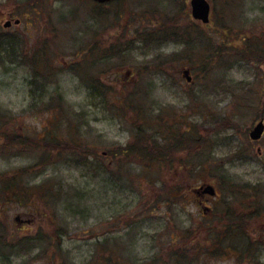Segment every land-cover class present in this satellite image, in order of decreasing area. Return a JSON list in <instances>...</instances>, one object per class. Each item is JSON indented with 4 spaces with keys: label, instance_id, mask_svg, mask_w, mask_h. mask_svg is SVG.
Listing matches in <instances>:
<instances>
[{
    "label": "rangeland",
    "instance_id": "374dc122",
    "mask_svg": "<svg viewBox=\"0 0 264 264\" xmlns=\"http://www.w3.org/2000/svg\"><path fill=\"white\" fill-rule=\"evenodd\" d=\"M42 1L47 4L36 6L38 8L34 10L33 0H0L1 29L22 35L27 57L33 58L39 49L43 61L52 58L51 70L42 73L43 76L52 71L58 73L52 77L58 84L51 82L48 87L52 94H46L42 89L40 96L34 85L36 80L24 64L0 61V114H4V121L7 120V126L0 127L3 134L0 138V187L8 185L0 189V220L4 226L0 232L5 235L6 244L12 238L26 234L42 237L33 241L31 247L26 245L19 252H13L11 264H103V259L112 256L115 259H110L109 264H249L239 255L248 248L243 244L247 239L237 236V240L223 242L226 245L234 243L231 245L234 254L226 252L222 248L225 245L211 244L208 239L210 230L220 237L226 234L231 219L228 222L221 219V213L227 210L226 199L233 200L231 196L223 193L221 205L217 198H196L193 193L187 203L181 199L169 206L171 201L165 200L164 189L177 185L186 188L190 182L195 188L201 185L199 180L228 187L222 178L226 176L241 183L258 182L264 190V146L262 155L258 156L259 143L252 142L249 137V130L264 115V108L255 115V110L249 108L253 102L244 108L238 100L240 85L252 82L241 83V80L252 79L257 68L262 76L264 64L258 67L250 60L254 71L250 65L242 64L248 58L237 62L205 57L208 55L206 45L216 47L230 39L244 44V38H264V0H213L216 20L212 28L217 29L212 35L206 30L208 35L197 32L179 41L154 39L162 43L158 46L144 43L146 35L167 17L177 23H166L164 30L167 34L175 25L182 29L188 27L193 19L190 0H182L183 11H175L165 0L160 12V7L149 6L151 0H121L101 9L86 0H36L37 5ZM17 16L22 19L20 25L3 27L5 20ZM95 39L105 45L118 39L117 47L124 46L125 54L115 57L109 68L111 79L119 81L118 85L123 82L120 89L131 90L134 84L139 92L142 103L134 114L127 109H123L120 115L111 114L99 107L103 94L95 91L92 95L74 73L77 61L84 57V51ZM232 45L236 46L227 49L235 59V52L241 49L236 43ZM42 50L47 53L43 54ZM184 60L188 66L181 67ZM204 60L208 63L206 71L200 65ZM103 67L107 66L100 68ZM145 67L141 75L139 71ZM184 68L192 70L191 73L198 77L195 84L185 86ZM158 69L163 72L158 73ZM43 76L37 82H42ZM181 76L183 79L178 80ZM140 81V85H135ZM111 87L115 88L114 85ZM54 89L62 95L61 120L70 122L64 126L56 114L59 112L56 100L49 105L54 109L49 117L42 116L40 108L36 109L37 104L45 107L50 103L53 94L57 96ZM112 95L111 99H115ZM43 97L44 101H37ZM161 111L165 124H171L173 128L171 133L164 132L154 122ZM223 118L225 121L221 123ZM185 121L196 125L189 131L196 154L188 158L187 165L182 161L187 159L185 152L178 154L180 158L171 168L156 164L146 168L145 159H136L128 166L123 164L125 155L113 156L109 152H118V148L125 147L138 126L143 127L145 134L167 137L166 142L158 138L159 143L172 142L179 131V126L175 127L174 123H180V131H183ZM74 122L79 124L78 128L69 127ZM57 126L62 128L57 137H52L54 142L70 143L68 147L82 143L91 154L64 151L59 144L38 149L39 146L15 142L19 130L27 137L31 134L38 137V133L47 131L49 137L44 139H48L49 131ZM201 128L214 132L204 134ZM240 150L247 152L244 155L246 162L238 161ZM233 158L236 163L231 164ZM195 164L198 166L192 171ZM120 165L125 166L122 174L117 172ZM58 188L61 190L59 194ZM7 194L10 195L6 197ZM55 196L60 200H54ZM204 205L214 206L215 215L206 218L209 208L203 209ZM256 205L260 210L264 209V191L260 199L249 198L236 211L255 209ZM261 212L260 221L256 220L257 216L250 218L248 226L252 228L251 235L264 243V235L262 240L260 238L264 210ZM17 219L21 222L31 219V222L22 226ZM229 234L231 238L237 233L233 234L232 230ZM247 235H250L249 231ZM8 247L11 246L5 245L2 252H9ZM187 247L193 253L178 260L175 251ZM256 247H249L248 252L264 264V244ZM209 250L215 251V256L206 259L204 252Z\"/></svg>",
    "mask_w": 264,
    "mask_h": 264
},
{
    "label": "trees",
    "instance_id": "16d2710c",
    "mask_svg": "<svg viewBox=\"0 0 264 264\" xmlns=\"http://www.w3.org/2000/svg\"><path fill=\"white\" fill-rule=\"evenodd\" d=\"M155 0H151V4L149 6H153L154 9L159 8L158 12L163 11L164 8L162 3L165 0H157L159 1V3H155L157 1ZM170 2V5L172 6V8L175 9V11L178 9L180 11H183L184 8V3L182 0H168ZM161 2V3H160ZM34 6V10L37 6V2L36 0H33V2H31ZM42 7L43 3L40 4ZM166 16H168L169 14L166 12L165 13ZM157 18V15H154ZM118 18V16H117ZM168 22H172L175 23L171 20V18H166L165 21L161 24H155V27L146 35V39H144V43H147L151 46V44L153 46H158L161 45L162 43H159L157 41H154V39H159L161 41H165V40H173V41H179L180 39L184 40V36L186 35H193L195 33H200L201 29L199 26H197L193 20L191 22H189V26L182 29L183 27H179L177 25L174 26V28L172 29L170 34L165 33L164 28L166 27V23ZM113 24V23H112ZM177 24V23H175ZM7 30H2L0 27V61L3 62L5 60H7L10 64H15V63H21L24 64L26 66V68L28 70H30L31 72V77L33 78V80H36V82L34 81V85L36 90L38 91V93H40L41 96V91L43 89L44 93H48V94H52V91H48V87L50 86L51 82H54L52 77L57 75L58 73H56L57 71H55V73L52 71L49 73V75H42V73H47L49 70H51V67H49V64H51V57L47 58L48 60L43 61V57L40 56L41 52L40 50H36L35 51V56L33 58L27 57L28 54L25 51H28L25 48V44L26 41L24 40V38L22 37V35L17 34V33H12V32H6ZM226 34V33H225ZM182 35V36H181ZM204 40V38H202ZM100 40V39H99ZM93 40V44H91L90 46H88L89 48H87L84 51V57L81 60H78L77 62H79L78 64H74L76 68V71L74 72L78 77L79 80L81 82V84L86 87L87 89H90L91 94L93 95V92L95 91H99V93L101 92L103 94V98L102 100L98 103L99 107H101L104 110H107L108 112H110L111 114H121L123 109H127L129 111V113L134 114L135 109H139V105L142 103L140 100V95L139 92L136 91V88H134V84L133 89L131 90H127L125 88L120 89L119 86H121L123 84L122 80L120 83V85H118L119 81L114 82L113 79H111V71L109 68V65H111V62H114L115 57H117L119 54H121L122 56L125 54L124 51H126L123 47H117V43L116 40H111L108 44H102V41L100 40ZM247 40V41H246ZM96 41V42H95ZM244 44H240L239 42H235L234 40L230 39L227 43L222 44L219 43L220 45L216 46V47H212L210 45H206V47H208L206 54L205 55L206 58L210 59V60H221L224 58V60L227 61H237L239 59H244V58H248L249 60L243 61V63L245 62H251L253 61L254 63H257V66L259 67V65L264 64V38L262 37H258V36H254L252 38H244L243 39ZM95 42V43H94ZM134 43V42H133ZM185 43V42H184ZM183 43V44H184ZM233 43H236L239 45L240 49L239 51L235 52V59L232 58V55L229 53L230 51L227 49V47H231V46H236V45H232ZM134 45V44H133ZM219 46H222L219 47ZM45 47V46H44ZM36 49V46H35ZM132 49H137L135 47H132ZM94 52H97L94 53ZM42 53L45 54L47 53V51H43ZM146 52L144 51L143 54H145ZM202 53V52H201ZM204 54V53H202ZM176 55V54H174ZM85 58V62L81 63L82 60ZM153 59V58H152ZM152 59L150 61H152ZM223 60V61H224ZM251 60V61H250ZM220 61V62H223ZM184 63L181 65V67L183 66H188V63H186V61H183ZM236 62V63H237ZM190 63V62H189ZM100 65V66H99ZM102 65H105L107 67H103L100 68ZM148 65H146V67L148 68ZM202 65L204 71H206L208 63L206 60L203 61ZM69 66H63V68H67ZM146 67L144 69H141L139 71V73L141 75L144 74V71L146 69ZM72 70V68H71ZM158 73H162V69H158L157 70ZM180 73V72H179ZM114 77L116 74H113ZM43 76V81L42 82H37V79L39 77ZM122 76V75H121ZM198 78V77H195ZM249 81L252 80V82H247L246 84L243 81ZM55 84H58L57 82H54ZM241 83H244V85H240V89H241V93H240V97L238 98L239 102L241 105H244V108L249 105V103L251 106L249 108H251V110H255L254 113L255 115L259 114V111L264 108V74L261 76L258 73V68L256 73H254V76L252 79L250 78H245L244 80H241ZM140 83L138 82V84L135 85H140ZM115 86V88H112L111 86ZM255 85V86H254ZM125 87V86H124ZM258 87H260V89H258ZM34 88V89H35ZM41 88V89H40ZM33 91V93L36 92ZM55 93H57V90H54ZM111 94L113 98L115 99H111ZM188 95V94H187ZM61 94L57 93L53 94V96L50 98V103H47L45 107L37 104L36 109L40 108L42 111V116H46L49 117V113L52 112L54 113L52 110L53 107L49 106L51 104V102H53V100H56V102H58V107L57 109L59 110L58 113H56L59 117L60 123H63L62 126L69 124L70 122H65L62 121L61 118V105L63 103L60 102V98H61ZM189 97L192 99V97L189 95ZM45 97L43 98H39V100L37 101H44ZM50 107V108H49ZM144 108L146 109L147 107L144 106ZM56 110V109H55ZM165 110H163L164 112ZM153 112V111H152ZM163 112L161 111L156 118H154V122H156V124H158V127L161 128L164 132L169 131L170 133L172 132V126L171 124H165V120L163 117ZM128 113V115H129ZM4 114H0V127H6L7 126V120L4 121L3 118ZM127 115V114H126ZM130 116V115H129ZM153 116V115H152ZM151 116V118H152ZM131 117V116H130ZM150 118V119H151ZM225 121V119L223 118V121H221V123H223ZM136 120L133 121V123H135ZM75 123V122H74ZM9 124V123H8ZM148 124H150L148 122ZM175 127H178V132L176 131V136L174 141H168L167 144H162L159 143L157 140L158 138L163 139L165 142L167 140L166 136H155V135H150V133H146L145 134V130L143 129L142 126H138L135 129V132L132 133V138L130 140L127 141V144L125 147H121L118 148V152H111L113 156H116L117 154H121V155H125V159L123 161V164L126 165H130L134 160H141V159H145L146 161V168H150L153 165H157L158 167H168L171 168V166L173 165V162H175L176 160H178L180 157L178 154L180 153H184V156H187L186 158H183L184 161L183 164L187 165L189 160L188 158L191 159V157L193 155L196 154V151L193 150L191 144L194 142L193 139L190 138V134L189 131H191L193 128L196 127V125H194L191 122L185 121L184 122V126L185 129L183 131H180V123L175 122L174 123ZM57 126V128H54V130H52L51 132V136L48 139H44L48 135V132L46 135H40V136H36L31 134L30 136H26L24 135V137L22 136V134H17V139L15 140L16 143H23L25 145H35V146H39L37 147L39 148H43L45 146H49L52 144H59L58 146H62L60 149H63L64 151H75L77 153H79V155H90L91 153L88 151V148H86V146H84L85 144L79 143V144H72V146L68 147V145H70V143H66V144H62L59 140L58 142H54L52 137H57V133L58 130H60V128H62ZM151 126V125H149ZM69 127H79L78 123L75 124H71V126ZM170 127V128H169ZM200 130V129H198ZM213 129L211 130H205L204 128H201V132L206 134V132H212ZM214 132V131H213ZM2 132H0V138H2L3 134H1ZM171 137V136H170ZM16 138V137H15ZM203 138V135H202ZM59 139V138H57ZM134 140V141H133ZM202 140V139H201ZM68 142V141H67ZM90 147V146H89ZM52 148V147H50ZM97 148V147H96ZM96 148H91L93 151H97ZM201 152L203 150V148L201 147L199 149ZM116 151V150H115ZM183 156V157H184ZM91 166V165H90ZM198 165L195 164V167L192 169V171L194 169H196ZM125 166H118L117 172H119L120 174H122L124 172ZM116 175V174H115ZM21 177V174L19 175ZM188 176V175H187ZM186 176V177H187ZM117 177L120 178V176L117 175ZM192 176L190 175V178ZM223 181L225 182V184L228 185L224 186V185H218L219 191H221V193L227 194L229 197L231 196V198H233L232 201L229 202V200L226 199L225 205L227 206V210H224L221 214V219H225L227 222L231 219V221L229 222V226L227 227L226 230V234H221L222 237L219 236V234L217 232H212V230H210V238L209 241L211 242V244L213 242V244H216L218 246H222L225 245L226 252H231L234 254V251L232 250V244L234 243H228V245H226L225 243L223 244V242L226 239H238L237 236L242 237V240L247 239V243H243L244 245L247 244L246 246L249 247H254L257 248L255 244H251L249 243L248 240V236H247V232L249 231L250 233V229L251 227L248 226L249 224V219L253 218V216H259L261 215L264 209L259 208V206H255L254 208V213L246 215L245 208H242L239 211H236V208L238 206H244L245 202L249 199V198H256L257 200L260 199L262 197L263 191L261 188H263V185H260L258 182L257 183H251L249 184L248 182L246 183H241V181H238L236 179L233 178H227L226 176H222ZM168 182H171L168 181ZM200 183H203L204 181L199 180ZM182 185H177L175 187H168L166 189L167 186H165L164 189V197L165 200H169L171 201L170 203H168L169 206H172L174 203L180 202L181 199H184V201L187 203L190 199L191 196L193 195V193L195 194V185H193L191 182L187 183V187H181ZM6 188L8 187V185L4 184L3 186L0 187V189L2 188ZM3 188V189H4ZM232 191L231 193L230 190ZM52 190V188H51ZM262 190V191H261ZM58 194L61 193L60 188H58ZM56 198L60 200V197L55 196L53 197L54 200H56ZM223 197H221L220 202L221 205L223 204ZM245 210V211H244ZM215 212H213L214 214ZM237 213V214H236ZM240 214V215H239ZM215 215V214H214ZM209 218V217H206ZM219 218V217H218ZM236 218H238V220L236 221ZM255 218V217H254ZM220 219V218H219ZM249 220V221H248ZM233 227V228H232ZM246 228H247V232H246ZM233 230V234L236 232L237 234L235 235V237H229L228 235L230 232H232ZM62 233H66V231H62ZM186 234V232H184ZM217 233V234H216ZM2 236L5 237L4 234L0 233V239L2 238ZM42 237L36 238V236H31V235H25V236H18L15 238L11 239L9 246L8 247L10 249L9 252H2L5 249V245L7 239H3L2 241H0V259H4L2 260V262L0 264H11L12 260L10 258V256H12L13 252H19V250H21L22 248H25V246L27 245L28 247H31L34 242L33 241H37V240H41ZM98 241V245H101L100 240ZM229 241V240H228ZM237 242V241H236ZM36 243V242H35ZM97 243V242H96ZM237 244H239L237 242ZM255 245V246H254ZM259 247V245H257ZM13 247V248H12ZM200 248L201 245H200ZM232 248V249H231ZM248 248L246 250H244L243 252H241L239 255H242V259L243 260H247L249 263L251 262V260L255 257L252 253L248 252ZM194 249V248H193ZM213 249V248H212ZM113 250V249H112ZM252 251V249L250 250ZM201 252V249H200ZM190 253H193L192 249H189L188 247L185 249H180L178 251H175V255H177L178 257H176L178 260L180 259H184L186 257L189 256ZM236 253V251H235ZM204 256L206 259H210L213 258L215 256V251H208V252H204ZM110 259H115L113 256L110 258L103 259V264H109L111 261ZM200 259V256H199ZM197 259V260H199ZM191 262V260H190ZM204 264V263H203ZM207 264V263H205Z\"/></svg>",
    "mask_w": 264,
    "mask_h": 264
},
{
    "label": "water",
    "instance_id": "95a60500",
    "mask_svg": "<svg viewBox=\"0 0 264 264\" xmlns=\"http://www.w3.org/2000/svg\"><path fill=\"white\" fill-rule=\"evenodd\" d=\"M100 2L108 1V0H98ZM192 8V15L194 18L201 20L202 22H208L210 16L211 5L208 0H191L190 1ZM16 23L20 22V19L15 20ZM11 25V21L8 20L5 22L4 26L8 27ZM264 131V122L261 120L255 128L252 130V138L259 139ZM207 192L210 194H215L216 190L212 185L207 186Z\"/></svg>",
    "mask_w": 264,
    "mask_h": 264
},
{
    "label": "flooded vegetation",
    "instance_id": "af4514ba",
    "mask_svg": "<svg viewBox=\"0 0 264 264\" xmlns=\"http://www.w3.org/2000/svg\"><path fill=\"white\" fill-rule=\"evenodd\" d=\"M197 25H199L198 23H197ZM201 26H203V28H206L207 27V25H201ZM53 111V110H52ZM262 116H264V115H262ZM261 118V117H260ZM251 130V129H250ZM250 130H249V135H250ZM50 133L52 132V130H50L49 131ZM18 134H22V131L21 130H19V132H18ZM52 135V134H51ZM22 136H24V135H22ZM252 142H257V141H253V140H251ZM257 144V143H256ZM259 144H260V149H258V151H257V155L258 156H261L262 155V153H263V146H264V135H263V137H262V139H261V141H259ZM16 146V145H15ZM259 146V145H258ZM17 148V147H16ZM252 151V150H251ZM262 165H263V168H264V163H262ZM204 193V189L203 190H201V191H198V194H197V196H196V198H205L206 199V197L205 196H208L207 194H203ZM10 194H7L6 195V197L7 196H9ZM4 210V209H3ZM251 211H254V209H247L246 211H245V214L246 215H249V214H251V213H248V212H251ZM207 216V215H206ZM253 217H255V216H253ZM26 220V221H25ZM24 220V222H21L22 220H18L21 224H22V226H24V223H30L31 222V219H25ZM29 220V221H28ZM256 220H259L260 221V218H259V216H257L256 217ZM1 221V220H0ZM252 229V228H251ZM250 229V230H251ZM260 229L262 230V232H261V236H260V238H261V240L263 239V235H264V227H260ZM248 237V240H249V243H253V244H264V243H261V241L258 239V238H256V237H253L254 236V234L253 235H251V232H250V235H247ZM213 243H215V242H213Z\"/></svg>",
    "mask_w": 264,
    "mask_h": 264
}]
</instances>
